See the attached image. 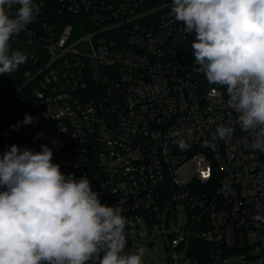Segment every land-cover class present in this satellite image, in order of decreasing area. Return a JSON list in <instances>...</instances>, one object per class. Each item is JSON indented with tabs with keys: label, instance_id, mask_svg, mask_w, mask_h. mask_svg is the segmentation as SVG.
I'll return each instance as SVG.
<instances>
[{
	"label": "built area",
	"instance_id": "2783aa9c",
	"mask_svg": "<svg viewBox=\"0 0 264 264\" xmlns=\"http://www.w3.org/2000/svg\"><path fill=\"white\" fill-rule=\"evenodd\" d=\"M34 3L35 21L11 39L27 60L0 76L10 79L0 154L46 144L65 175L87 176L127 217L125 252L164 222L180 264H197L189 244L177 255L192 240L202 264H264V151L251 148L226 89L194 71V34L170 15L171 0ZM219 125L231 137H216Z\"/></svg>",
	"mask_w": 264,
	"mask_h": 264
},
{
	"label": "clouds",
	"instance_id": "9594fccd",
	"mask_svg": "<svg viewBox=\"0 0 264 264\" xmlns=\"http://www.w3.org/2000/svg\"><path fill=\"white\" fill-rule=\"evenodd\" d=\"M38 13L34 0H0V76L26 62L11 39ZM170 15L194 34V71L226 89L251 148L264 151V0H171ZM33 120L25 114L22 123ZM232 134L219 125L215 136ZM128 224L120 207L100 202L87 176L65 175L46 144L40 151L13 144L0 154V264H144L143 248L125 252Z\"/></svg>",
	"mask_w": 264,
	"mask_h": 264
},
{
	"label": "rangeland",
	"instance_id": "374dc122",
	"mask_svg": "<svg viewBox=\"0 0 264 264\" xmlns=\"http://www.w3.org/2000/svg\"><path fill=\"white\" fill-rule=\"evenodd\" d=\"M186 214L182 208H179L178 227H185ZM168 231L172 232L173 228L168 230L164 222L159 225H155L149 236H146L140 240H134V250L137 248H143L145 251L144 264H180L179 261L171 259L168 256L167 245L169 243ZM189 242L186 243V248L183 250L181 247L177 249V255L182 259L185 257V252L188 248Z\"/></svg>",
	"mask_w": 264,
	"mask_h": 264
},
{
	"label": "trees",
	"instance_id": "16d2710c",
	"mask_svg": "<svg viewBox=\"0 0 264 264\" xmlns=\"http://www.w3.org/2000/svg\"><path fill=\"white\" fill-rule=\"evenodd\" d=\"M8 83H10V79L0 80V86L2 85V87H0V88H2V89H0V94H3L5 92L4 91L5 90L4 85H6ZM189 245L191 247L192 257L197 259V264H202L203 261L201 259H202V257L204 259V256H202V252H200V250L204 246L203 243L198 241V240H192L189 242ZM199 260H200V262H198Z\"/></svg>",
	"mask_w": 264,
	"mask_h": 264
}]
</instances>
